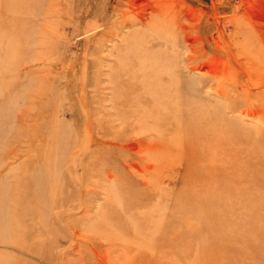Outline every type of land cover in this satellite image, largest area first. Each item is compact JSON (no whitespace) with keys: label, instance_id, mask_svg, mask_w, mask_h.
Here are the masks:
<instances>
[{"label":"rangeland","instance_id":"rangeland-1","mask_svg":"<svg viewBox=\"0 0 264 264\" xmlns=\"http://www.w3.org/2000/svg\"><path fill=\"white\" fill-rule=\"evenodd\" d=\"M121 2L134 14L176 20V46L167 39L156 49L177 57L194 101L221 105L225 121L239 126L217 133L228 140L211 143L210 130L197 140L185 129L170 145L120 137L119 145L104 147L108 166L82 171V143L86 151L97 148L93 137L114 143L95 127L101 100L120 96L104 89L109 70L124 60L112 47L121 51L123 36L145 28L122 27L106 38ZM41 55L44 63L35 59ZM44 64L52 67L56 99L45 108L50 115L37 119L40 101H31L38 69L49 71ZM96 67L103 90L93 91ZM86 103L98 113L87 117ZM22 115L26 130L67 122L80 145L56 166L34 156L26 161L28 142L37 143L36 154L53 142L17 135ZM0 137V264H264V0H0ZM46 162V177L28 182ZM112 185L139 193L122 213L142 223L152 214L153 225L139 235L149 246L125 242L136 225L126 233L104 223L119 194ZM36 188L49 207L35 201Z\"/></svg>","mask_w":264,"mask_h":264},{"label":"bare ground","instance_id":"bare-ground-1","mask_svg":"<svg viewBox=\"0 0 264 264\" xmlns=\"http://www.w3.org/2000/svg\"><path fill=\"white\" fill-rule=\"evenodd\" d=\"M118 5H120V7L122 8L119 9L117 13H115L116 10H113L115 13L114 17H117L115 20L112 18L114 21L112 20V23H109V28L113 26V31H110L111 33L108 32L109 34L106 35L107 37L105 36L106 38H112L114 35H117V30L122 27H131L139 24L145 28H143L142 30L133 31L131 34H128V36L127 34L123 36V39H126V43L122 44L123 47H121V51L120 47L116 50H113V48L115 47H112L111 50L116 53L122 54L124 60L116 65V68L109 70L111 76L106 79L108 80V82H106L107 85H105V88H103H111V90L114 91L115 89H117L120 91V96L112 94L108 98L104 97L101 100L100 103L102 107H99L98 110L102 113V115L100 118H96L95 120H97L99 124H102L101 122H105L107 124V127L101 126L99 124L95 127L99 129V132L102 133V135L110 136L112 140H114V143L113 141H106L105 139H98L97 137H93V142L95 143V145H97V148L94 147L90 151H86V149H83V143L80 145L78 139L75 141V134L71 133L70 131H66L67 122L62 121L63 124H60L59 129H56L53 124H49L48 126H39L38 124L34 127L33 130H26V117L22 115L21 118H19V121L23 125H21V131H19V134L17 135H20V132H24L26 137L28 135H31L33 137H41V144L47 143L48 145H50V143L53 142V146H49L48 148H46L45 152L42 151L41 154H36L37 150L34 151L35 149H37L35 148L37 147L36 142L34 143L32 140L28 142L30 149L28 151L29 153L26 156V161L31 160L34 156L39 158L38 160H42V158L44 160H52L51 162H53V165L56 166L58 164L57 162L60 161L63 154L70 153L69 151L72 148L80 145L79 149H82L80 153H83L86 157L84 166L81 163L82 171L101 169L108 166L106 160L107 151L104 149V147L106 145H119L117 141L120 140V137L121 140H123L125 136L126 138L138 137L145 140L155 139L161 143L170 145L171 143L175 144L177 141L179 143V135L181 129H185L186 131H188V133L189 131L194 133V136H196L197 140L200 138L203 139L207 130H210L214 135L213 139H211V143H219V141L222 142L223 140H228L229 138L227 139V135H219L217 133L225 130L227 131V129L229 127H232V125L236 127V130L239 127L236 124L225 121L226 117L224 116V112L219 108L221 105L219 106L206 103L207 105L205 106V104L200 105L199 103H197V101H194L192 95L195 88L194 86H192V82L182 79L181 74L179 73L177 68V57L175 55L172 56L171 54L169 55L163 52L161 53L156 49V47L160 44L167 45V39H172L170 41L173 45V48L176 46L174 42L177 38L178 29L176 27V20L172 23L171 20H169L165 16H162L161 14H154L151 17H145L144 13L134 14L131 10L128 9V6L122 2ZM169 30L170 33L168 32ZM166 32L168 35L166 34ZM171 32L173 36L170 35ZM93 33L95 35V33L97 34L98 31ZM97 35L101 36L102 34ZM170 41L168 43H170ZM128 50L131 51L130 55L126 53V51ZM98 52L100 53L99 49H97V53ZM35 59L40 63H44V59H46V56H37L35 57ZM86 64H94L95 66V63H92V60L86 61ZM53 68L56 67L53 66ZM97 68L98 67L93 70V91L102 89L100 88V84L98 83L96 77V75L98 74ZM44 69L49 71H44L45 74H43L42 70L38 69L39 71L37 74V79L34 84L35 99L31 101L32 103L37 100L40 101L37 102L40 103L39 106L41 105V112H38L40 107L38 108V110L34 109L37 114L36 116H38L37 119L40 116L45 117L46 115H50V113L46 112L47 109L45 108L47 107V105H54L56 99L54 94H52L53 87L50 82V78H52V67L50 68L48 64H44ZM90 71H92V69ZM117 90L116 92H118ZM184 90H186V93H184ZM45 94L51 95H49V97L47 95V98L43 99V96ZM20 96L19 97L22 98L21 102L27 104L29 103L27 102V99L29 97L24 96L23 98V94H20ZM182 103L183 106L181 108ZM86 104L87 108L85 110H87V117H89L90 114L94 115L95 113H98V110L91 106L88 107V103ZM212 106H214V109L211 108ZM203 107L205 109L209 108V110L205 111ZM42 109H44L45 112H43ZM92 120H87L89 122L88 126H91V124H93L92 122H95ZM186 121H190L189 124H187ZM186 124L187 126H184ZM189 127L190 129H188ZM122 132H124V134H122ZM192 135L193 134H189V137ZM61 139H64V141ZM19 140L21 139L19 138ZM207 151L210 155L214 153H211L208 148L204 149V152L207 153ZM100 158H104V161L102 160L98 164L97 161ZM47 169L48 165L46 162V165L43 164L41 168L39 167V172L37 174L33 175L32 177L25 178L28 179V182L39 183V181H42L43 178L46 177L45 175ZM115 187L119 191V194L113 195L111 203L113 212L111 213V215H106V217L105 215L103 216V218H106V220H104V223L106 225H110L111 227L109 228L111 229H115L116 231L124 230L127 231L126 233H128L129 228L135 227L136 225L137 229L130 231L128 237L126 236L127 241L125 242L133 244L136 243L135 241H137V243L143 242L144 244L142 245H144V247L149 246V242L144 239L143 236L139 235L142 234L145 228L153 225V219H151L152 214H148L151 215V218H147L142 223V221H140L141 219H135L129 213L127 214V212L122 213L120 209H129V204L132 205V203H130V198L138 195L139 193H137L133 189L130 190L127 187L125 188L115 185H112V191L115 190ZM21 190L25 191L26 188L23 186ZM32 192L33 195H35L33 197L35 201H42L43 207H49V202L46 204V198L42 195L41 189L36 188V190H33ZM133 206H135V203ZM34 207H32L31 210H35L36 207H38V204H34ZM148 208L150 210H153L152 206H148ZM134 222L141 223L137 224ZM139 237L141 239H139ZM125 248L128 250V247Z\"/></svg>","mask_w":264,"mask_h":264}]
</instances>
